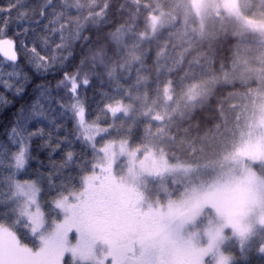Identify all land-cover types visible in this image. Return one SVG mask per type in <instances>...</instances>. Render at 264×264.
Instances as JSON below:
<instances>
[{
  "label": "trees",
  "instance_id": "1",
  "mask_svg": "<svg viewBox=\"0 0 264 264\" xmlns=\"http://www.w3.org/2000/svg\"><path fill=\"white\" fill-rule=\"evenodd\" d=\"M87 2L89 25L112 41L89 54L102 81H93L97 91L94 98L89 92V103L100 109L97 124L110 127L100 139L126 138L165 151L172 162L199 165L154 190L164 202L240 174L242 168L223 158L255 137L247 128L264 105V30L241 23L222 0H209L204 25L192 0ZM240 7L246 17L264 20V0H240ZM164 11L171 20L150 33L149 17ZM105 104H127L131 111L112 114ZM257 171L264 174L262 162ZM246 215L264 221V213ZM260 234L262 224L222 245L234 256L232 264H238L239 248Z\"/></svg>",
  "mask_w": 264,
  "mask_h": 264
},
{
  "label": "snow or ice",
  "instance_id": "2",
  "mask_svg": "<svg viewBox=\"0 0 264 264\" xmlns=\"http://www.w3.org/2000/svg\"><path fill=\"white\" fill-rule=\"evenodd\" d=\"M92 19L87 0L0 3V264L84 259L74 201L94 167L100 109L89 92L102 82L89 54L112 42ZM238 254L264 264V234Z\"/></svg>",
  "mask_w": 264,
  "mask_h": 264
},
{
  "label": "rangeland",
  "instance_id": "3",
  "mask_svg": "<svg viewBox=\"0 0 264 264\" xmlns=\"http://www.w3.org/2000/svg\"><path fill=\"white\" fill-rule=\"evenodd\" d=\"M222 1L241 23L264 30V20L243 14L240 0ZM192 7L204 25L209 0H192ZM171 18L165 11L151 15L149 32ZM171 97L169 83L166 98ZM116 105L120 110H109L112 114L131 111L130 105ZM98 127L94 167L80 190L82 200L74 201L78 230L71 240L81 250L82 264H232L234 256L222 245L264 225L246 215L264 213V174L257 171L264 165V105L247 128L255 137L224 155L225 163L242 168L240 174L188 188L166 202L154 190L199 165L172 162L165 151L134 146L126 138L101 140L110 127Z\"/></svg>",
  "mask_w": 264,
  "mask_h": 264
}]
</instances>
